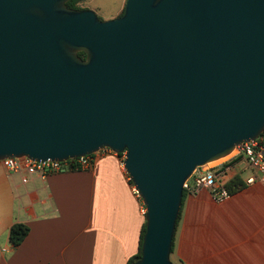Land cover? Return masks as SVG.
<instances>
[{"label": "water", "instance_id": "water-1", "mask_svg": "<svg viewBox=\"0 0 264 264\" xmlns=\"http://www.w3.org/2000/svg\"><path fill=\"white\" fill-rule=\"evenodd\" d=\"M70 1L0 0V162L125 155L133 264H174L185 183L264 134V0H126L113 20Z\"/></svg>", "mask_w": 264, "mask_h": 264}, {"label": "crops", "instance_id": "crops-1", "mask_svg": "<svg viewBox=\"0 0 264 264\" xmlns=\"http://www.w3.org/2000/svg\"><path fill=\"white\" fill-rule=\"evenodd\" d=\"M122 163L97 154L87 170L42 180L0 162V264H128L145 206ZM218 169L228 184L251 174L232 157ZM16 224L29 228L18 247L10 242ZM173 245L174 264H264V186L244 183L224 202L207 190L186 194Z\"/></svg>", "mask_w": 264, "mask_h": 264}, {"label": "built area", "instance_id": "built-area-1", "mask_svg": "<svg viewBox=\"0 0 264 264\" xmlns=\"http://www.w3.org/2000/svg\"><path fill=\"white\" fill-rule=\"evenodd\" d=\"M97 154L118 155L112 150L104 148L93 155L69 159L64 162L51 160L46 162H35L28 158L6 159L1 162L11 172L25 170L30 175H36L40 179L46 180L50 175L55 173L89 169L93 164L94 156ZM231 157L238 160L239 163H244L246 167L251 170V174L243 179L247 186H252L257 183L264 186V134L254 141L243 143L238 146L230 155V158ZM122 159L124 161L125 155L122 156ZM220 163L222 162L219 161L214 163V165L209 164L205 167L198 168L192 177L185 183L184 192H186V194L195 195L201 190H207L216 202L229 200L232 193L227 187L228 183L223 177L224 174L218 169ZM132 187L135 194L142 201V198L137 193L133 184ZM143 213L146 214L145 207Z\"/></svg>", "mask_w": 264, "mask_h": 264}, {"label": "trees", "instance_id": "trees-1", "mask_svg": "<svg viewBox=\"0 0 264 264\" xmlns=\"http://www.w3.org/2000/svg\"><path fill=\"white\" fill-rule=\"evenodd\" d=\"M79 2H80V0H71L70 2L67 3V6L70 9H78L79 8L78 7ZM123 12L121 15H123ZM79 56L83 59H85V57H86L85 54H83V53L79 54ZM119 156L122 157L123 155H119ZM243 186H244V181L238 177L234 181H232L230 184H228L227 187H228L229 191L233 194L235 191L241 189ZM185 197H186V192H184L182 203L184 202ZM179 217H180V214H179ZM178 221H179V218H178ZM178 221H177V225H178ZM177 225H176V227H177ZM145 230H146V224H144L143 229H142L139 252L133 258H131L129 260L128 264H133L141 258V249H142V242H143ZM28 233H29V228L27 226H25L23 224H16L11 228L10 242L13 244L14 247H18L25 240ZM173 243H174V240H173ZM173 247H174V245H172V252H173Z\"/></svg>", "mask_w": 264, "mask_h": 264}, {"label": "rangeland", "instance_id": "rangeland-1", "mask_svg": "<svg viewBox=\"0 0 264 264\" xmlns=\"http://www.w3.org/2000/svg\"><path fill=\"white\" fill-rule=\"evenodd\" d=\"M125 4L126 0H80L78 7L81 9H91L98 14L100 19L109 20L121 15Z\"/></svg>", "mask_w": 264, "mask_h": 264}, {"label": "flooded vegetation", "instance_id": "flooded-vegetation-1", "mask_svg": "<svg viewBox=\"0 0 264 264\" xmlns=\"http://www.w3.org/2000/svg\"><path fill=\"white\" fill-rule=\"evenodd\" d=\"M70 9V8H69ZM72 10H91V9H81V8H78V9H72ZM124 11V10H123ZM95 12V11H94ZM97 14V13H96ZM98 15V14H97ZM122 15H119L117 18L121 17ZM99 18V16H98ZM117 18H114V19H117ZM100 19V18H99ZM100 20H108V19H100ZM109 20H113V19H109Z\"/></svg>", "mask_w": 264, "mask_h": 264}, {"label": "bare ground", "instance_id": "bare-ground-1", "mask_svg": "<svg viewBox=\"0 0 264 264\" xmlns=\"http://www.w3.org/2000/svg\"><path fill=\"white\" fill-rule=\"evenodd\" d=\"M227 158H229V157H227ZM227 158H225V159H227ZM225 159H222V160H220V161H223V160H225ZM217 162H219V161H217ZM216 163V162H215ZM211 164H214V163H211Z\"/></svg>", "mask_w": 264, "mask_h": 264}]
</instances>
